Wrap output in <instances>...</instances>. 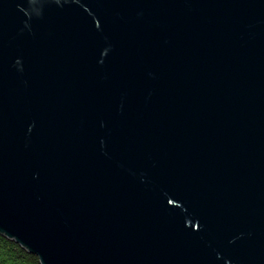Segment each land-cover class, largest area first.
I'll return each instance as SVG.
<instances>
[{
	"label": "water",
	"instance_id": "1",
	"mask_svg": "<svg viewBox=\"0 0 264 264\" xmlns=\"http://www.w3.org/2000/svg\"><path fill=\"white\" fill-rule=\"evenodd\" d=\"M0 233L264 264V0H0Z\"/></svg>",
	"mask_w": 264,
	"mask_h": 264
},
{
	"label": "trees",
	"instance_id": "2",
	"mask_svg": "<svg viewBox=\"0 0 264 264\" xmlns=\"http://www.w3.org/2000/svg\"><path fill=\"white\" fill-rule=\"evenodd\" d=\"M0 264H41L37 254L21 250L16 241H4L0 233Z\"/></svg>",
	"mask_w": 264,
	"mask_h": 264
}]
</instances>
